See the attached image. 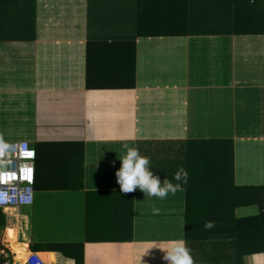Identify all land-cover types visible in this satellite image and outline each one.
<instances>
[{
  "label": "crops",
  "instance_id": "1",
  "mask_svg": "<svg viewBox=\"0 0 264 264\" xmlns=\"http://www.w3.org/2000/svg\"><path fill=\"white\" fill-rule=\"evenodd\" d=\"M261 24L230 0H0V142L40 154L33 202L1 212L2 240L12 227L17 247L33 245L49 264L75 262L42 244H81L83 264H167L161 249L179 240L194 264H238L236 240L260 231L244 221L264 212ZM132 60L134 84L122 87ZM197 140L230 141L233 185L256 189L237 192L251 202L232 208V224L226 215L205 229L184 184L163 200L120 193L124 143L176 183L170 168ZM239 264H264V253Z\"/></svg>",
  "mask_w": 264,
  "mask_h": 264
},
{
  "label": "trees",
  "instance_id": "2",
  "mask_svg": "<svg viewBox=\"0 0 264 264\" xmlns=\"http://www.w3.org/2000/svg\"><path fill=\"white\" fill-rule=\"evenodd\" d=\"M238 8L243 10L245 13L255 18L261 25H264V0H230ZM184 10V7H181ZM184 17L181 15V21L177 25L181 29H185L186 23ZM141 28V22H138V30ZM182 30V32H183ZM118 43L113 44L109 47L117 46ZM90 44L86 46V66L87 72L91 69L90 63ZM119 46V45H118ZM134 57V56H133ZM119 61V60H118ZM123 81H126L127 85H121L122 87H132L134 84V64L130 71H123L120 76H117ZM91 76L88 74L86 77V87L92 88L88 81ZM125 83V82H124ZM221 143V144H220ZM215 144V145H214ZM220 144V145H219ZM57 145V144H56ZM55 145V146H56ZM70 144H58V146H69ZM47 146L44 144H37V147ZM180 161L176 164L175 168H170L172 173L169 175L173 179V174L178 168L183 167L188 174V181L185 186L186 203L194 201L196 208L199 211V215L206 221L219 222L220 219H224L227 215L228 224H232V208L235 205H246L251 202L250 199L242 197L237 198V192L241 194L244 191L245 194L252 193L255 188H237L232 183L231 173V161H232V150L230 141L218 142V141H189L185 143V147L181 153ZM40 159L39 149L36 151V163ZM176 169V170H175ZM221 200L223 203L229 205V212L226 214L223 211L210 210L212 204H220ZM214 209V208H213ZM187 211L186 204V226H187ZM246 224H252L253 222L260 227L259 235L254 238V235L244 237V240L237 239L235 245V257L237 263L241 260L242 256L253 254V253H264V212H261L258 217L245 220ZM243 223V222H242ZM4 226V216L0 212V238L2 236ZM232 226V225H230ZM251 234V233H250ZM123 239H130V227L127 229L126 237ZM253 240V241H252ZM245 244H244V243ZM254 242V243H253ZM249 243V244H247ZM251 243V244H250ZM244 244V245H243ZM1 247V246H0ZM40 251H55L61 253L64 257L73 259L75 264H83L82 262V245L81 244H42ZM32 251H35L33 245L30 246ZM28 254V249L25 244H21L16 253L14 254L15 261H21L25 255ZM2 263V260H0Z\"/></svg>",
  "mask_w": 264,
  "mask_h": 264
},
{
  "label": "clouds",
  "instance_id": "3",
  "mask_svg": "<svg viewBox=\"0 0 264 264\" xmlns=\"http://www.w3.org/2000/svg\"><path fill=\"white\" fill-rule=\"evenodd\" d=\"M122 149L124 154L119 157L120 168L115 172L116 183L119 185V191L122 195L133 193L139 189L145 197L163 200L169 194L175 195L177 191L183 190L182 185L188 181L187 171L183 167L178 168L173 174V180L176 183L167 178L161 181L151 170L149 157L142 156L137 148L130 147L127 143L122 145ZM152 211L154 215H159L158 208L154 207ZM214 226L212 221H206L204 224V228L207 230ZM161 250L165 253L162 259L167 264H194L190 249L184 240L175 241L169 248ZM145 254L147 252L143 255Z\"/></svg>",
  "mask_w": 264,
  "mask_h": 264
},
{
  "label": "built area",
  "instance_id": "4",
  "mask_svg": "<svg viewBox=\"0 0 264 264\" xmlns=\"http://www.w3.org/2000/svg\"><path fill=\"white\" fill-rule=\"evenodd\" d=\"M35 151L29 142H0V212L31 206ZM0 264H49L37 252L28 251L20 262L0 239Z\"/></svg>",
  "mask_w": 264,
  "mask_h": 264
},
{
  "label": "bare ground",
  "instance_id": "5",
  "mask_svg": "<svg viewBox=\"0 0 264 264\" xmlns=\"http://www.w3.org/2000/svg\"><path fill=\"white\" fill-rule=\"evenodd\" d=\"M9 227V226H8ZM16 231V230H15ZM14 231V232H15ZM16 233V232H15ZM15 236V235H14ZM5 242L9 244V248L11 251H14L16 250L18 247H17V244L13 242V228L12 227H9L6 231V234H5ZM42 258L44 260H46L48 263H49V260H50V256L49 255H41Z\"/></svg>",
  "mask_w": 264,
  "mask_h": 264
},
{
  "label": "rangeland",
  "instance_id": "6",
  "mask_svg": "<svg viewBox=\"0 0 264 264\" xmlns=\"http://www.w3.org/2000/svg\"><path fill=\"white\" fill-rule=\"evenodd\" d=\"M18 250V248L16 249V250H14V251H10V252H13V255L16 253V251ZM55 264H60V262L57 260L56 262H55Z\"/></svg>",
  "mask_w": 264,
  "mask_h": 264
}]
</instances>
